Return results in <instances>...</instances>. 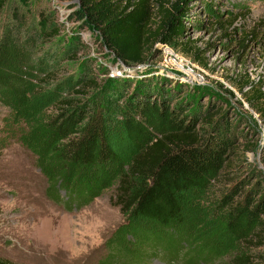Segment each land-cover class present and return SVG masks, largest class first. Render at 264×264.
Listing matches in <instances>:
<instances>
[{"label": "trees", "instance_id": "obj_1", "mask_svg": "<svg viewBox=\"0 0 264 264\" xmlns=\"http://www.w3.org/2000/svg\"><path fill=\"white\" fill-rule=\"evenodd\" d=\"M76 1L70 20L78 24L59 44L60 28L42 0H0V103L22 122L20 138L36 156L49 197L80 208L117 182L124 223L106 242L101 264H142L161 252L172 264L180 257L186 264H264L250 251L264 248V173L254 167V179L226 183L203 213L201 239L191 238L201 228L198 199L224 174H238L244 138L221 96L148 65L159 44L207 67L200 50L183 41L192 0ZM204 11L221 23L216 6ZM81 31L95 33L96 50L111 57L115 72L94 57L80 59L87 48ZM66 61L76 64L73 72H65ZM232 86L264 121L263 84ZM256 147L247 141L242 148ZM130 240L147 247L136 261ZM225 241L224 261L216 250ZM0 264L13 263L0 257Z\"/></svg>", "mask_w": 264, "mask_h": 264}, {"label": "rangeland", "instance_id": "obj_2", "mask_svg": "<svg viewBox=\"0 0 264 264\" xmlns=\"http://www.w3.org/2000/svg\"><path fill=\"white\" fill-rule=\"evenodd\" d=\"M42 1V9L48 7L53 11V19L61 33L54 42L60 44L61 37L78 24L70 20L77 1ZM209 3L223 13L220 24L207 18L204 6ZM190 7L183 41L200 50L202 62L207 67L195 62L192 53L172 47L166 50L159 44H154L158 53L148 65H154L159 73L165 72L181 82L202 86L221 96L228 103L223 112L244 136L237 146L238 162L243 163L238 174H224L206 194L195 197H201L197 204L202 208H195L201 215L197 222L201 228L192 230L191 238H195L193 243H196L206 230L207 219L203 213L221 189L230 185L226 183L233 178L251 177L252 167L264 173V150L261 148L264 146V121L232 86V83L246 80L264 86V0H192ZM80 37L87 43V48L78 54L80 59L94 57L97 63L101 61L115 72V67L109 63L111 57L104 58L103 51L96 50L95 33L81 31ZM45 47H48L46 42L39 44L41 50ZM64 66L69 73L76 68L72 61H66ZM176 72L182 75L175 76ZM226 91H231L234 97ZM19 127H23L22 122L14 123L12 113L0 103V257L13 264H101L107 257L106 242L124 223V216L115 204L117 182L86 205L69 210L47 194V180L36 165L34 153L22 143ZM247 141L256 143V149H243ZM131 242L133 240L126 244L133 257L130 261H136L135 255L147 247L136 248ZM228 246L225 241V246L216 250L224 261L229 254L226 253ZM250 251L255 257L262 254L263 259L264 248ZM157 254L142 264H172L163 252ZM112 264H120V261ZM173 264L186 262L180 257Z\"/></svg>", "mask_w": 264, "mask_h": 264}, {"label": "built area", "instance_id": "obj_3", "mask_svg": "<svg viewBox=\"0 0 264 264\" xmlns=\"http://www.w3.org/2000/svg\"><path fill=\"white\" fill-rule=\"evenodd\" d=\"M165 48H166V50H167V49H168V50H169V49H172L171 47H168V46H166ZM166 53H169V52H166ZM175 75H179V76H181L182 74L176 72Z\"/></svg>", "mask_w": 264, "mask_h": 264}]
</instances>
